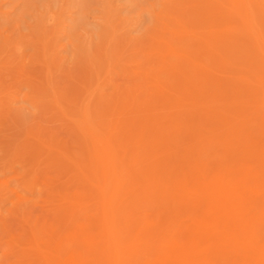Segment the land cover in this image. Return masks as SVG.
Listing matches in <instances>:
<instances>
[{
	"label": "rangeland",
	"instance_id": "rangeland-1",
	"mask_svg": "<svg viewBox=\"0 0 264 264\" xmlns=\"http://www.w3.org/2000/svg\"><path fill=\"white\" fill-rule=\"evenodd\" d=\"M201 1L0 0V264H145L204 167L264 183V0ZM230 233L205 254L251 264Z\"/></svg>",
	"mask_w": 264,
	"mask_h": 264
},
{
	"label": "bare ground",
	"instance_id": "bare-ground-1",
	"mask_svg": "<svg viewBox=\"0 0 264 264\" xmlns=\"http://www.w3.org/2000/svg\"><path fill=\"white\" fill-rule=\"evenodd\" d=\"M199 1H201V0H199ZM242 1L244 2V4L246 6H245V8L240 9V11H238V16H243V15L248 14L249 5H250L249 3H251V0H242ZM237 10H239L238 7H237ZM255 10H257V8ZM205 11H209V10L205 9ZM253 28H252V30H253ZM246 29H248V28L246 27ZM259 29H261V27ZM250 30H251V26H250ZM254 30H255V28H254ZM249 32H248V35H249ZM261 38L262 37H260V39ZM261 77H262V74H261ZM254 79H256V78H254ZM260 81H262L261 78H260ZM262 84H264L263 81H262ZM263 91H264V89H263ZM243 93H244V90H243ZM236 99H237V96H236ZM220 104H221V102H220ZM255 119H257V121L259 123H262V121H263V118L259 117L257 112L255 113V116H254V120ZM105 125H106V123H105ZM260 135L264 139V128H262V127H260ZM262 138H261V140H262ZM94 143L96 144V146L95 145L94 146L97 148V146H98L97 144H99V143H97L95 141H94ZM100 149L105 153V151L102 148H100ZM106 150H107V148H106ZM103 152L101 155L104 157L105 155L109 154L110 150H109V152L107 150V153L105 155ZM107 157L105 156L104 159H106V160L111 159L110 157H108V159H107ZM261 158H263V157H261ZM116 159H117V157H116ZM119 159H118V161H119ZM226 159H228V158H226ZM108 163L110 164L111 161ZM112 163H113V161H112ZM162 165L160 167H162ZM118 166H119V164H117V167ZM168 171L169 170H167V172ZM196 173H199V172L198 171L194 172V176L198 177L197 175H199V174L196 175ZM202 175H203L202 176V178H203L202 182L201 183L196 182L197 183L196 185L199 184V190L197 191L198 192L197 194L200 196L203 195L204 197H206V201L208 202L207 207L205 209L200 210L199 208H197L199 202L197 201L194 203V201H192V199H190L193 202L192 204H194V205H192V204H190L191 206L189 205L193 209L192 210L190 209L192 211L191 215H189L188 219H186L184 232H182L180 234V236L177 238H171V237H169V235H165L166 237L165 236L164 237L159 236V237H161L159 239L164 238V243H166L165 248L162 249L161 251L157 252L155 258L151 259L148 263L147 262H144V263L145 264H220L218 261L217 255H215V254L218 253L220 250L223 252L224 249L222 250L221 247L226 246V245H224L225 243L229 244V242H227V240H225V238L227 239V238H229V236L228 237H225V236L228 235V234H226L227 232H229V233L231 232L230 238L231 239L234 238L233 239L234 241L237 239L236 242H238V243L240 241V243L242 244V247L246 248L245 250H248L251 253V255H252L251 256L252 259L250 261L251 264H264V183H263V181H261L259 179L258 174H254V172H252L250 170L248 165H246V164L238 165L235 163L230 164L227 162H223V164L220 165L217 169L210 170V169H206L204 167L203 171H202ZM260 178H261V176H260ZM197 179H199V178H197ZM197 179H196V181H197ZM179 185H182V183H180ZM187 185H189L188 187L196 186L195 184H193V186H191V184H185V186H187ZM168 187H169V185H168ZM168 187H165V188L167 190H169ZM180 187H184V185L180 186ZM196 187L198 189V186H196ZM167 193H169V191H167ZM191 201H189V202H191ZM188 204L189 203H187V205ZM170 217L171 216L169 214V215H167L166 218H170ZM171 218H170V220H168V219L167 220L171 221L172 220ZM257 223H261V226L258 227ZM165 225H166V223H165ZM159 228L160 227H158V229ZM162 231H163V229H162ZM164 232H166V231H164ZM155 236H158V235H155ZM89 239L90 238L87 237L84 239V241H82V242H84V245L87 244ZM153 240H155V239H153ZM228 241H230V240H228ZM102 242L104 243L105 241H103V240L99 241V242H97V245H98V243H99V246H100V244L104 245ZM230 242H232V241H230ZM95 244H96V241H95ZM105 244H107V243H105ZM222 244H223V246H222ZM234 246H235V243H234ZM100 247L103 248L104 246H100ZM210 248L213 250L215 249V251H214L215 254H212V256L205 254V252ZM100 252H101V255L103 256V258L105 257V259L107 261L106 264H111V261L113 262V264L115 263V261L117 262V259L116 260L111 259V261H110V258H108L109 256L107 254H106L107 256H105V253H104L105 251L101 250ZM219 254H220V252H219ZM98 257H99V255H98ZM45 258H47V257H45ZM237 258H239V257H237ZM248 259L249 258H247V260ZM243 262H245V261L243 260ZM91 263H92L91 256L88 255L87 250H85V248H84V250H82V249L78 250L77 249L75 252H73L70 255H68L67 257H65L63 259L62 264H91ZM247 263L249 264L248 261H247ZM41 264H43V263H41Z\"/></svg>",
	"mask_w": 264,
	"mask_h": 264
}]
</instances>
